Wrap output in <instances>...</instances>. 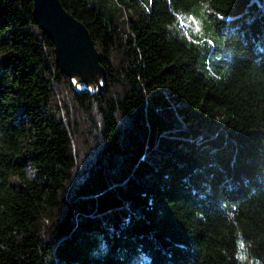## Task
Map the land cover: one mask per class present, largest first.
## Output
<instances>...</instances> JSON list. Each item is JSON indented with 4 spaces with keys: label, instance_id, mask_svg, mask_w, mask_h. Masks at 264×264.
Returning <instances> with one entry per match:
<instances>
[{
    "label": "trees",
    "instance_id": "trees-1",
    "mask_svg": "<svg viewBox=\"0 0 264 264\" xmlns=\"http://www.w3.org/2000/svg\"><path fill=\"white\" fill-rule=\"evenodd\" d=\"M59 2L102 79L0 0V264H264V0Z\"/></svg>",
    "mask_w": 264,
    "mask_h": 264
},
{
    "label": "water",
    "instance_id": "water-1",
    "mask_svg": "<svg viewBox=\"0 0 264 264\" xmlns=\"http://www.w3.org/2000/svg\"><path fill=\"white\" fill-rule=\"evenodd\" d=\"M32 18L54 48L58 68L73 78L77 88L97 90L101 70L92 40L85 27L63 8L59 0H30Z\"/></svg>",
    "mask_w": 264,
    "mask_h": 264
},
{
    "label": "rangeland",
    "instance_id": "rangeland-1",
    "mask_svg": "<svg viewBox=\"0 0 264 264\" xmlns=\"http://www.w3.org/2000/svg\"><path fill=\"white\" fill-rule=\"evenodd\" d=\"M178 21L180 23L182 33L185 34L186 36H190L191 32H198L199 31L200 23L197 20L189 18L186 15H180L178 17Z\"/></svg>",
    "mask_w": 264,
    "mask_h": 264
}]
</instances>
